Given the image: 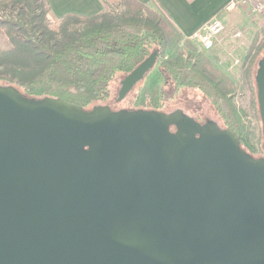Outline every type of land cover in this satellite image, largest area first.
I'll list each match as a JSON object with an SVG mask.
<instances>
[{"label":"water","instance_id":"95a60500","mask_svg":"<svg viewBox=\"0 0 264 264\" xmlns=\"http://www.w3.org/2000/svg\"><path fill=\"white\" fill-rule=\"evenodd\" d=\"M255 84L264 138V57ZM0 264H264V158L181 110H84L0 86Z\"/></svg>","mask_w":264,"mask_h":264},{"label":"trees","instance_id":"16d2710c","mask_svg":"<svg viewBox=\"0 0 264 264\" xmlns=\"http://www.w3.org/2000/svg\"><path fill=\"white\" fill-rule=\"evenodd\" d=\"M103 2L104 9L98 14H67L51 22L47 0H0V8L15 7L24 15L0 22L10 43V48L0 50V86H11L28 99L61 98L91 110L108 102L110 86L117 77L124 78L153 52H158L155 67L164 50L190 43L162 11L135 0ZM109 4L122 6L123 12L112 13L107 9ZM77 24L83 27L75 28ZM252 45L256 55L264 54V29L257 30ZM255 65L256 59L250 62L245 74L252 91L256 90ZM159 67L155 78L152 68L131 90L138 87L128 110L165 113L167 94L156 79L166 75L176 89L200 92L227 128L239 137L244 151L255 152L256 148L247 143L228 99L201 72L167 60L161 61ZM210 70L213 76L224 78L214 67ZM226 86L233 89L228 80Z\"/></svg>","mask_w":264,"mask_h":264},{"label":"rangeland","instance_id":"374dc122","mask_svg":"<svg viewBox=\"0 0 264 264\" xmlns=\"http://www.w3.org/2000/svg\"><path fill=\"white\" fill-rule=\"evenodd\" d=\"M154 8L161 13L159 8ZM107 9L114 14L123 12V7L117 4H109ZM17 11L19 10L15 7L0 8V22L8 18L18 19L21 16L24 17ZM143 15L146 16V14ZM218 16L224 24V31L217 36L211 50L204 51L197 42L192 40H189L188 46L179 44L174 48L166 49L152 69L154 74L152 77L155 78V74L160 71L159 63L163 60L179 62L188 68L201 72L228 99L241 123L247 143L256 148L255 152L250 153L254 157L264 158V138L259 108L257 102H255L256 90L252 91L245 80L246 70L250 62L256 59L255 69H257L258 61L264 57V54L256 55L252 45L257 30H263L264 28L258 25L244 9H235L229 12L222 11ZM48 18L51 22L57 21L51 19L49 14ZM82 27V24L75 25V28L81 29ZM236 31L241 32L240 37H234ZM7 48H10L8 37L0 28V50ZM211 67L220 71L224 78L213 76L210 70ZM121 80V76L117 77L110 86L111 96L108 102L102 103L101 106L108 105L112 111L128 110L132 107V100L138 87L129 92L124 99L118 101L117 94ZM156 80L162 84L167 94L165 113L181 110L197 122L211 121L220 128H227L223 119L220 118L210 102L200 92L183 87L176 89L166 75ZM226 80L232 83L233 89L227 88Z\"/></svg>","mask_w":264,"mask_h":264},{"label":"crops","instance_id":"0c3cea01","mask_svg":"<svg viewBox=\"0 0 264 264\" xmlns=\"http://www.w3.org/2000/svg\"><path fill=\"white\" fill-rule=\"evenodd\" d=\"M159 8L184 37L192 35L200 25L220 14L227 0H135ZM49 17L58 20L67 14L91 16L104 9L103 0H47Z\"/></svg>","mask_w":264,"mask_h":264},{"label":"built area","instance_id":"2783aa9c","mask_svg":"<svg viewBox=\"0 0 264 264\" xmlns=\"http://www.w3.org/2000/svg\"><path fill=\"white\" fill-rule=\"evenodd\" d=\"M235 9H244L258 25L264 28V0H227L223 8L229 12ZM224 31V24L218 14L203 22L200 27L187 39L197 42L204 51L213 48L219 34ZM241 32L236 31L234 37H240Z\"/></svg>","mask_w":264,"mask_h":264},{"label":"flooded vegetation","instance_id":"af4514ba","mask_svg":"<svg viewBox=\"0 0 264 264\" xmlns=\"http://www.w3.org/2000/svg\"><path fill=\"white\" fill-rule=\"evenodd\" d=\"M196 121V120H195ZM208 122V121H207ZM207 122H205V123H207ZM198 123H200V122H198ZM200 124H204V123H200ZM172 131V130H171ZM241 148L244 150V148H243V146H241ZM263 148H264V144H263ZM246 152V151H245ZM246 153H248V152H246ZM250 156H252V157H254L251 153H248ZM254 158H257V157H254Z\"/></svg>","mask_w":264,"mask_h":264}]
</instances>
